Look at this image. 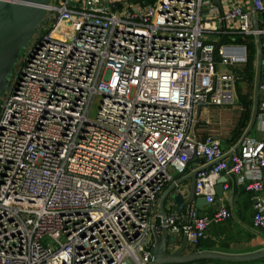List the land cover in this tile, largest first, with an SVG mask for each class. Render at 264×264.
<instances>
[{"label": "built area", "instance_id": "built-area-1", "mask_svg": "<svg viewBox=\"0 0 264 264\" xmlns=\"http://www.w3.org/2000/svg\"><path fill=\"white\" fill-rule=\"evenodd\" d=\"M249 2L48 0L0 99V264H147L161 227L195 246L230 217L225 206L157 214L193 158V195L211 204L216 178L233 175L264 231V94L258 140L224 152L187 132L192 112L233 87L227 67L246 60L245 45L220 37L264 34L253 17L264 0Z\"/></svg>", "mask_w": 264, "mask_h": 264}, {"label": "crops", "instance_id": "crops-1", "mask_svg": "<svg viewBox=\"0 0 264 264\" xmlns=\"http://www.w3.org/2000/svg\"><path fill=\"white\" fill-rule=\"evenodd\" d=\"M151 3L153 0H142ZM218 10L226 8L232 2H241L251 8L249 0H218V4L213 0ZM254 23L264 25V12L257 14ZM230 27L229 24H227ZM220 29L224 25H219ZM227 33L221 38L222 43H235L246 46V60L235 63V67L241 72L240 76L235 77L233 87L224 94L222 101L215 105L201 106L190 115L187 124V132L197 140H201L206 135H211L219 139L220 145L224 152L230 151L238 140L243 137L258 140L262 136V131L258 122V107L255 114V122L248 130V126L254 115V96H255V79L257 63V44L255 35H247L236 32L233 29H227ZM250 36L248 40L243 36ZM232 37L233 42H225L224 38ZM217 38V37H216ZM262 46V59L264 60V34L260 35ZM254 50L253 56L250 53ZM248 57L250 60L248 61ZM222 66V65H220ZM225 67L222 66L221 70ZM261 71H264V63L261 64ZM233 72V71H232ZM264 85V82H263ZM264 91L259 92V99L263 96ZM258 99V100H259ZM247 132V133H246ZM202 165L200 159H191L186 167L183 176L173 175L172 180L166 185L181 180L177 190L180 192H189L192 190L194 181V172ZM264 179V172L262 171ZM223 181L220 195H215L211 204L203 203L196 208L194 201L191 206L201 212H210L217 205L225 206L230 212V217L216 223H210L207 226L205 235L198 241L195 246L186 243L182 253L193 251H214L224 254H245L264 248V231L253 228L251 218L253 214L250 194L243 187L235 183V178L231 174H220L216 180ZM165 188V189H166ZM161 196V195H160ZM160 196H158L157 204ZM195 198V197H194ZM186 200V199H185ZM163 208L166 213L174 212V206L170 198L164 202ZM188 208V207H187ZM185 208L181 213H185ZM177 212V211H176ZM159 208L157 214H159ZM178 213V212H177ZM174 239V244L169 247V251L177 248L182 241V234H169ZM195 264H241L221 260H203ZM243 264H264V261H256Z\"/></svg>", "mask_w": 264, "mask_h": 264}, {"label": "water", "instance_id": "water-1", "mask_svg": "<svg viewBox=\"0 0 264 264\" xmlns=\"http://www.w3.org/2000/svg\"><path fill=\"white\" fill-rule=\"evenodd\" d=\"M213 1L218 4V0ZM47 2L48 0H0V95L3 94L7 86L13 65L18 59L20 49L27 47L32 34L43 16L44 7ZM253 17L254 19L256 17L254 11ZM255 26L257 27L258 24L255 23ZM255 38L257 44V63L254 115L247 132L255 122L259 92H261L260 84L264 82V71H261V64L264 63V60L262 59L260 35L256 34ZM227 68L233 71L234 79L241 75V72L235 67L228 66ZM245 136L239 140L245 138ZM262 171L264 172V168ZM180 183L181 180L171 184L162 192L158 201V208L162 219L166 213L163 205L167 198L171 199L174 210L178 213H181L185 208L191 206L193 201L196 208H199L204 203L203 196H194L192 190L187 192V194L186 192L183 193L177 190ZM222 185L223 181L216 182L214 186L215 195H220ZM152 235L153 243L150 248L151 259L147 264H188L203 260H221L243 264L264 260V248L245 254H224L214 251L182 253L186 245L184 234L182 235L180 245L174 250L169 251V247L175 241L172 237L168 236L165 227H161L159 231L153 229Z\"/></svg>", "mask_w": 264, "mask_h": 264}, {"label": "rangeland", "instance_id": "rangeland-1", "mask_svg": "<svg viewBox=\"0 0 264 264\" xmlns=\"http://www.w3.org/2000/svg\"><path fill=\"white\" fill-rule=\"evenodd\" d=\"M51 22H52V20H49V21H43V22H42V23H43V27H42V29H40V30L38 31V33H39L40 35H42L44 32H46V30L51 26ZM38 26H39V25H38ZM38 26L36 27V31H37V29H39ZM57 30L61 32V31H62V27H61V26H58V27H57ZM243 35H244V34H243ZM32 37H33V36H32ZM32 37H31V38H32ZM243 37H245L247 40H248L249 38L251 39L250 36H248V38H247L246 35L243 36ZM30 40H31V39H30ZM223 41H225V42H228V41L233 42V38H232V37H228V36H226V37L224 38ZM24 50H25V48H21L20 51H19V53H22ZM250 53H251L252 56H253L254 50H251ZM217 68H218V69H221L222 66L218 65ZM0 99H1V95H0Z\"/></svg>", "mask_w": 264, "mask_h": 264}, {"label": "trees", "instance_id": "trees-1", "mask_svg": "<svg viewBox=\"0 0 264 264\" xmlns=\"http://www.w3.org/2000/svg\"><path fill=\"white\" fill-rule=\"evenodd\" d=\"M250 60V58L248 57V61ZM260 261H264V260H260ZM197 262H200V261H195V262H192V263H188V264H195Z\"/></svg>", "mask_w": 264, "mask_h": 264}]
</instances>
